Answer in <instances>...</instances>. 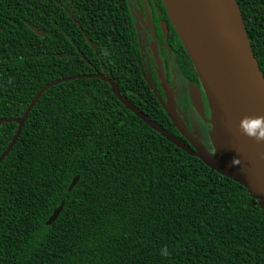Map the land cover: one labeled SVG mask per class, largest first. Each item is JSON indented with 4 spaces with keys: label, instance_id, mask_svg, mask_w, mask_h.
<instances>
[{
    "label": "trees",
    "instance_id": "16d2710c",
    "mask_svg": "<svg viewBox=\"0 0 264 264\" xmlns=\"http://www.w3.org/2000/svg\"><path fill=\"white\" fill-rule=\"evenodd\" d=\"M236 1L264 76V0ZM123 3L0 0V118L54 79L104 71L178 138L133 60ZM16 126L0 122V154ZM0 264H264V206L107 82L74 78L45 88L0 160Z\"/></svg>",
    "mask_w": 264,
    "mask_h": 264
},
{
    "label": "water",
    "instance_id": "95a60500",
    "mask_svg": "<svg viewBox=\"0 0 264 264\" xmlns=\"http://www.w3.org/2000/svg\"><path fill=\"white\" fill-rule=\"evenodd\" d=\"M169 19L187 51L204 95L206 97L211 127L208 131L211 150H208L188 132L179 118L166 108L152 83L145 78L148 88L160 102L172 125L188 142L176 138L151 120L137 107L120 95L117 85L103 72L77 74L54 79L43 85L31 98L18 118H0V122L14 121L16 130L0 160L15 142L24 118L37 97L50 85L80 77H96L109 84L118 101L149 127L191 156L197 157L211 170L222 174L243 186L264 206V139L249 136L245 128L254 132L259 128L253 120L264 121V76L252 52L246 28L236 0H161ZM184 29L183 34L180 30ZM36 32L42 35L41 32ZM200 72L207 77L206 86ZM191 99L200 110V98L191 89ZM75 175L67 191L75 184ZM60 202L50 213L45 224L58 215Z\"/></svg>",
    "mask_w": 264,
    "mask_h": 264
},
{
    "label": "flooded vegetation",
    "instance_id": "af4514ba",
    "mask_svg": "<svg viewBox=\"0 0 264 264\" xmlns=\"http://www.w3.org/2000/svg\"><path fill=\"white\" fill-rule=\"evenodd\" d=\"M123 4L127 18L124 24L134 32L133 60L144 81L147 78L152 83L162 103L181 120L190 135L211 150L208 103L192 61L161 0H124ZM191 89L198 91L200 110L192 103ZM157 103L161 107L158 100ZM176 132L178 139L188 144Z\"/></svg>",
    "mask_w": 264,
    "mask_h": 264
},
{
    "label": "clouds",
    "instance_id": "9594fccd",
    "mask_svg": "<svg viewBox=\"0 0 264 264\" xmlns=\"http://www.w3.org/2000/svg\"><path fill=\"white\" fill-rule=\"evenodd\" d=\"M264 123L259 117L253 120V124L256 125L258 128L259 126ZM245 132L249 136H255L257 140L264 139V128H260L259 131L254 132L252 128H245Z\"/></svg>",
    "mask_w": 264,
    "mask_h": 264
},
{
    "label": "bare ground",
    "instance_id": "6f19581e",
    "mask_svg": "<svg viewBox=\"0 0 264 264\" xmlns=\"http://www.w3.org/2000/svg\"><path fill=\"white\" fill-rule=\"evenodd\" d=\"M180 32L183 34L184 29L180 30ZM200 78H201L202 83L204 84V86H206V83H207V77H206L202 72H200Z\"/></svg>",
    "mask_w": 264,
    "mask_h": 264
}]
</instances>
